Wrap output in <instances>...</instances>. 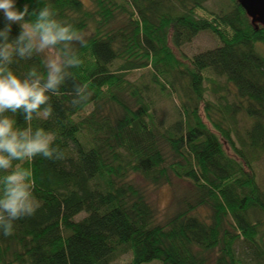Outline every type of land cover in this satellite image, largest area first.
<instances>
[{
  "label": "trees",
  "instance_id": "obj_1",
  "mask_svg": "<svg viewBox=\"0 0 264 264\" xmlns=\"http://www.w3.org/2000/svg\"><path fill=\"white\" fill-rule=\"evenodd\" d=\"M211 1L17 0L30 10L51 3L59 18L91 32L72 73L93 96L74 107L69 81L51 97L53 115L30 122L55 134L65 159L22 162L34 171L40 207L11 236L0 229V264H113L125 255L127 264H264L256 170L264 159V27L237 0L220 13L208 9ZM200 33L212 34L217 48L185 55ZM32 66L43 71L42 57L13 68ZM156 92L174 99L176 122L158 119ZM172 178L195 193L157 223L135 180L160 188Z\"/></svg>",
  "mask_w": 264,
  "mask_h": 264
},
{
  "label": "clouds",
  "instance_id": "obj_2",
  "mask_svg": "<svg viewBox=\"0 0 264 264\" xmlns=\"http://www.w3.org/2000/svg\"><path fill=\"white\" fill-rule=\"evenodd\" d=\"M4 26L0 29V229L5 237L14 232L15 222L31 217L40 207L34 195L32 168L22 162L42 157L65 159V151L55 143L56 136L42 127L33 128L34 118H50L51 97L72 82V105L87 104L93 96L87 83L73 79V69L83 64L79 49L88 46L86 34L67 19H61L51 4L21 7L17 0H0ZM18 33L13 37V26ZM42 57L43 71L30 67L18 74L17 61ZM26 122L20 127L15 116Z\"/></svg>",
  "mask_w": 264,
  "mask_h": 264
},
{
  "label": "rangeland",
  "instance_id": "obj_3",
  "mask_svg": "<svg viewBox=\"0 0 264 264\" xmlns=\"http://www.w3.org/2000/svg\"><path fill=\"white\" fill-rule=\"evenodd\" d=\"M230 6V1L228 0H213L207 7L208 9L220 13L221 10H228ZM91 32L86 33V37L90 36ZM219 45L217 39L210 33H200L192 43L185 45L182 48V52L189 57H194L196 55L208 52L217 48ZM261 52L264 54V46H261ZM143 72H136L129 76L131 81L138 80ZM154 100L156 103V113L158 119L169 125L176 122L179 119L177 104L174 102L173 98L167 95H162L158 92L154 94ZM230 101L234 100V95L229 96ZM243 127H248L251 121L247 120L244 115L240 117ZM258 183L260 187L264 188V159L256 165ZM136 184L146 193L149 203L157 211L158 222L165 224L173 216H175L178 211H181L185 207V202L192 200L195 193L194 187L191 183L187 181H180L177 179H171V183L160 188H155L149 186L147 183L143 182L141 179L135 180ZM203 214H206L204 211ZM85 217L81 215L80 218ZM238 253L240 256L246 258V246L239 245ZM130 255H125L117 258L113 264H127L130 262ZM150 264H162L159 261L152 262Z\"/></svg>",
  "mask_w": 264,
  "mask_h": 264
},
{
  "label": "water",
  "instance_id": "obj_4",
  "mask_svg": "<svg viewBox=\"0 0 264 264\" xmlns=\"http://www.w3.org/2000/svg\"><path fill=\"white\" fill-rule=\"evenodd\" d=\"M253 23L264 27V0H237Z\"/></svg>",
  "mask_w": 264,
  "mask_h": 264
}]
</instances>
